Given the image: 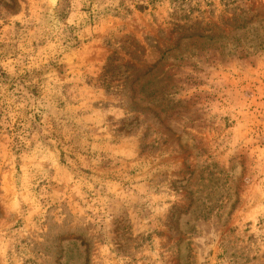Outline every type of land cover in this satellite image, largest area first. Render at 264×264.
Here are the masks:
<instances>
[{"label":"rangeland","instance_id":"obj_1","mask_svg":"<svg viewBox=\"0 0 264 264\" xmlns=\"http://www.w3.org/2000/svg\"><path fill=\"white\" fill-rule=\"evenodd\" d=\"M0 264H264V0H0Z\"/></svg>","mask_w":264,"mask_h":264}]
</instances>
